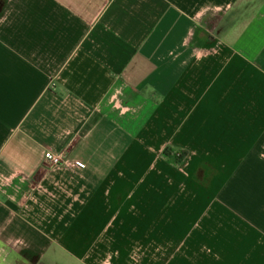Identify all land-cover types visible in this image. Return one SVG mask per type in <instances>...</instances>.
Returning a JSON list of instances; mask_svg holds the SVG:
<instances>
[{
	"label": "crops",
	"instance_id": "obj_1",
	"mask_svg": "<svg viewBox=\"0 0 264 264\" xmlns=\"http://www.w3.org/2000/svg\"><path fill=\"white\" fill-rule=\"evenodd\" d=\"M0 264H264V0H0Z\"/></svg>",
	"mask_w": 264,
	"mask_h": 264
},
{
	"label": "built area",
	"instance_id": "obj_2",
	"mask_svg": "<svg viewBox=\"0 0 264 264\" xmlns=\"http://www.w3.org/2000/svg\"><path fill=\"white\" fill-rule=\"evenodd\" d=\"M45 157L47 159L48 164L52 166L63 164L73 171H81L84 167L83 164H80L77 161L66 158L62 153H54L48 151L45 153Z\"/></svg>",
	"mask_w": 264,
	"mask_h": 264
}]
</instances>
